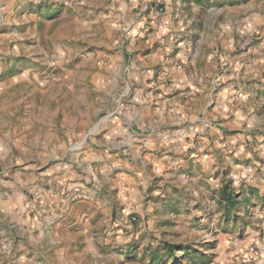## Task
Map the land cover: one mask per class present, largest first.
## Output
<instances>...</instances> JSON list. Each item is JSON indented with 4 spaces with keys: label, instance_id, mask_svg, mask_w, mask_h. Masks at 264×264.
<instances>
[{
    "label": "rangeland",
    "instance_id": "obj_1",
    "mask_svg": "<svg viewBox=\"0 0 264 264\" xmlns=\"http://www.w3.org/2000/svg\"><path fill=\"white\" fill-rule=\"evenodd\" d=\"M3 217L0 264L260 262L264 0H0Z\"/></svg>",
    "mask_w": 264,
    "mask_h": 264
},
{
    "label": "crops",
    "instance_id": "obj_2",
    "mask_svg": "<svg viewBox=\"0 0 264 264\" xmlns=\"http://www.w3.org/2000/svg\"><path fill=\"white\" fill-rule=\"evenodd\" d=\"M201 37H202V35H201ZM194 53H195V51H194ZM192 85H193V82H192V79H190V83H184L182 88L185 89L188 86H192ZM173 124L176 125L175 129H178V135H177V139L176 140H178L179 143L177 144V146L181 147L182 144H184L186 146L185 138L187 137V133L189 131L193 130L195 122L184 123L183 121H176V122H173ZM103 128H104L105 144L106 145H110V143L114 139V137L116 135H118V133L120 132V126L117 125V124L111 123V124L106 125ZM138 137H140V136H138ZM129 138L130 139L135 138V132L132 131V134L129 135ZM140 138H141V143H145L146 141L148 142L147 136H141ZM135 141L139 142L140 140L136 139ZM134 147H135L134 146V142L130 141L129 144L123 146V149H125L126 152L133 154ZM165 147L170 149V146L168 144ZM10 226H11V224L7 225L8 228H10ZM6 230H8V229L4 228V217H3V219L0 220V239L4 238V231H6ZM261 257L262 258H261L260 262L255 263V264H264V251H263Z\"/></svg>",
    "mask_w": 264,
    "mask_h": 264
},
{
    "label": "trees",
    "instance_id": "obj_3",
    "mask_svg": "<svg viewBox=\"0 0 264 264\" xmlns=\"http://www.w3.org/2000/svg\"><path fill=\"white\" fill-rule=\"evenodd\" d=\"M220 197L222 198L224 204L226 205V207L228 209L233 208L234 206V195L232 193V190L228 187V186H224L221 191H220ZM164 251L167 252L168 255H170V257L172 256V258L169 260V262H161V260H159V258H155L154 256L152 257V262L153 264H178L179 261L177 259H175V255H174V249L172 246L170 245H164ZM182 253L187 252V249H183L181 251Z\"/></svg>",
    "mask_w": 264,
    "mask_h": 264
}]
</instances>
